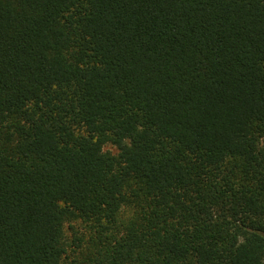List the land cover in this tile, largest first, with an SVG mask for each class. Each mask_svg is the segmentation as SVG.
<instances>
[{
    "label": "trees",
    "instance_id": "1",
    "mask_svg": "<svg viewBox=\"0 0 264 264\" xmlns=\"http://www.w3.org/2000/svg\"><path fill=\"white\" fill-rule=\"evenodd\" d=\"M0 264H264V0H0Z\"/></svg>",
    "mask_w": 264,
    "mask_h": 264
},
{
    "label": "rangeland",
    "instance_id": "2",
    "mask_svg": "<svg viewBox=\"0 0 264 264\" xmlns=\"http://www.w3.org/2000/svg\"><path fill=\"white\" fill-rule=\"evenodd\" d=\"M111 149L114 152L116 151V149H114V148H111ZM72 224L76 227L77 230H79V233L84 236L85 241H87V239L89 238L88 236L90 235V233H89L87 227L85 226V224H83L81 222H77V221L73 222ZM66 237H67L68 241L72 242L73 232L70 229V226H67ZM70 256H71L70 258H73L72 256H75V254H72Z\"/></svg>",
    "mask_w": 264,
    "mask_h": 264
}]
</instances>
